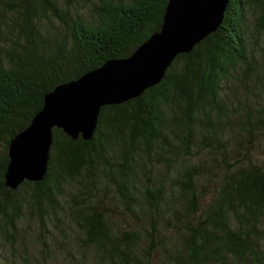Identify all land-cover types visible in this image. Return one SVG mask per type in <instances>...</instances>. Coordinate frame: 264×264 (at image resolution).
<instances>
[{"label": "trees", "instance_id": "obj_1", "mask_svg": "<svg viewBox=\"0 0 264 264\" xmlns=\"http://www.w3.org/2000/svg\"><path fill=\"white\" fill-rule=\"evenodd\" d=\"M168 2L0 0V260L264 264V0H230L159 83L103 106L91 139L55 127L42 180L5 183L46 94L130 56Z\"/></svg>", "mask_w": 264, "mask_h": 264}, {"label": "water", "instance_id": "obj_2", "mask_svg": "<svg viewBox=\"0 0 264 264\" xmlns=\"http://www.w3.org/2000/svg\"><path fill=\"white\" fill-rule=\"evenodd\" d=\"M230 0H169L161 29L128 57L107 60L77 79L57 85L30 124L12 138L5 183L42 180L49 167L54 128L91 139L103 106L141 95L159 83L174 59L189 53L224 21Z\"/></svg>", "mask_w": 264, "mask_h": 264}, {"label": "rangeland", "instance_id": "obj_3", "mask_svg": "<svg viewBox=\"0 0 264 264\" xmlns=\"http://www.w3.org/2000/svg\"><path fill=\"white\" fill-rule=\"evenodd\" d=\"M251 19H253V17L251 16ZM254 28V27H253ZM7 253H9V251H6ZM6 253V255L7 256H9L8 254ZM9 259H5V258H3V259H1L0 260V262L2 263V264H9ZM18 264H20V263H18ZM52 264H66V262H64L63 260H60L59 262H52Z\"/></svg>", "mask_w": 264, "mask_h": 264}]
</instances>
